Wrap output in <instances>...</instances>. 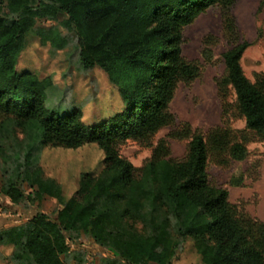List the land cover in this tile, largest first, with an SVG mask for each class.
I'll use <instances>...</instances> for the list:
<instances>
[{
    "label": "trees",
    "instance_id": "16d2710c",
    "mask_svg": "<svg viewBox=\"0 0 264 264\" xmlns=\"http://www.w3.org/2000/svg\"><path fill=\"white\" fill-rule=\"evenodd\" d=\"M231 2L0 0V156L18 170L0 192L15 204L52 198L61 207L56 218L38 211L25 224L1 229L0 245L25 250L34 264H65L69 241L84 232L129 264H173L188 241L204 264H264V223L239 214L228 189L209 180V145L226 146V129L205 138L183 123L171 136L190 138L186 157L166 158L162 141L141 169L118 150L129 139L147 138L175 122L170 103L178 85L200 74V66L182 55L183 28L209 7L229 8ZM42 18L76 32L84 67L101 69L119 92L112 114L86 118L79 107L60 115L46 105L52 79L19 69L31 36L58 49L67 43L56 29H35ZM226 23L233 25L230 17ZM248 45L223 54L220 86L233 88L246 128L264 138V74L256 82L246 77L241 58ZM90 144L103 152L101 168L81 172L69 197L45 174L42 155L49 148ZM231 152L240 158L245 150L235 144Z\"/></svg>",
    "mask_w": 264,
    "mask_h": 264
},
{
    "label": "rangeland",
    "instance_id": "374dc122",
    "mask_svg": "<svg viewBox=\"0 0 264 264\" xmlns=\"http://www.w3.org/2000/svg\"><path fill=\"white\" fill-rule=\"evenodd\" d=\"M227 17L233 22L230 27ZM35 29H56L67 39L65 47L58 49L50 43L41 44L36 35L31 36L20 60L19 69L30 68L40 77L52 79L47 90V107L60 115L81 107L86 118L112 114L120 102L119 92L101 69L84 67L76 32L50 18L37 19ZM243 42L249 45L241 65L246 77L256 82L264 74V0H232L229 8L215 4L185 26L182 55L200 66V74L189 85H178L170 103L175 122L164 125L147 138L129 139L119 144L118 150L135 168L141 169L162 141L165 142L162 154L166 158L183 160L186 157L190 138L171 136L182 129L183 123H188L192 131L200 130L205 138L213 130L226 129V146L216 149L209 145L210 183L228 189L229 201L239 214L264 223V138L246 128L233 88L220 86L226 68L223 54ZM235 144L245 150L240 158L231 152ZM102 159L103 152L95 144L75 150L49 148L42 155L41 165L45 174L58 180L70 197L78 189L81 172H97ZM17 173V168L0 156V187ZM23 188L26 193L32 191L27 182L23 183ZM60 208L52 198L15 204L0 192V230L25 224L38 211L56 218ZM137 227L141 225L138 223ZM69 246V251L62 256L65 264H129L116 251L99 245L84 232H80L76 241H69ZM0 264L34 263L25 250L0 245ZM173 264L204 263L193 242L188 241L184 249L178 251Z\"/></svg>",
    "mask_w": 264,
    "mask_h": 264
},
{
    "label": "crops",
    "instance_id": "0c3cea01",
    "mask_svg": "<svg viewBox=\"0 0 264 264\" xmlns=\"http://www.w3.org/2000/svg\"><path fill=\"white\" fill-rule=\"evenodd\" d=\"M12 246V245H11Z\"/></svg>",
    "mask_w": 264,
    "mask_h": 264
}]
</instances>
